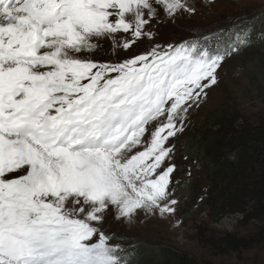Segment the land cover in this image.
<instances>
[{
  "label": "snow or ice",
  "instance_id": "1",
  "mask_svg": "<svg viewBox=\"0 0 264 264\" xmlns=\"http://www.w3.org/2000/svg\"><path fill=\"white\" fill-rule=\"evenodd\" d=\"M196 12L194 0H0V264H133L109 222L175 216L192 176L175 175L176 142L253 42L240 25L157 41Z\"/></svg>",
  "mask_w": 264,
  "mask_h": 264
},
{
  "label": "rangeland",
  "instance_id": "2",
  "mask_svg": "<svg viewBox=\"0 0 264 264\" xmlns=\"http://www.w3.org/2000/svg\"><path fill=\"white\" fill-rule=\"evenodd\" d=\"M194 3L197 6L194 15L160 26L156 37L159 43L167 45L193 39L198 34H214L221 27L231 26L252 14L264 15V0H214L212 4H207L206 0H194ZM254 42L246 51L226 59L218 70L219 84L208 92L206 103L191 111L185 130L176 142L175 163L180 170L175 175L178 179L185 177L186 171L191 168L192 176L177 191L179 204L175 216L133 225L110 221L107 226L109 232L138 239L148 245L172 247L200 262L264 264V203L257 196L255 179L251 178L237 195V200L231 203L217 187L212 188L206 167L198 161L184 159L187 151L183 146L186 139L196 140L205 132L219 130V126L201 128V120L209 112L233 113L237 117L233 127L240 132L264 124V42ZM145 47L140 45L134 51L141 52ZM261 79L262 84L256 91L255 84ZM218 187L225 191L228 184L225 182ZM201 196L205 197L203 201L199 200ZM176 220L182 221L179 227L173 226ZM227 236L247 240L249 248L222 253L216 246Z\"/></svg>",
  "mask_w": 264,
  "mask_h": 264
},
{
  "label": "trees",
  "instance_id": "3",
  "mask_svg": "<svg viewBox=\"0 0 264 264\" xmlns=\"http://www.w3.org/2000/svg\"><path fill=\"white\" fill-rule=\"evenodd\" d=\"M236 25L252 28L255 44L264 42L263 14H252L237 20L231 26L221 27V29L229 30ZM221 29H218L217 32ZM262 81L261 79L256 82L254 88L256 91L259 90L258 87L261 86ZM228 113L227 111L209 112L201 120V128L203 126L209 128L219 126V130L205 132L204 136L201 135L202 137L196 138V140L194 138L186 139L183 142L185 151H187L186 156L189 160L198 161L207 168L212 188L217 187V190L226 200L234 203L239 192L243 190L251 178H254L257 196L260 202L264 203V124L248 127L240 132L233 127L237 117H234L231 112ZM201 139L203 142H199ZM225 182L228 184V188L222 191L218 185ZM121 237L125 244L134 251L133 264H212L200 262L192 255L172 247L148 245L138 239ZM216 247L222 253L227 251L238 252L242 249H248L249 242L227 236Z\"/></svg>",
  "mask_w": 264,
  "mask_h": 264
}]
</instances>
